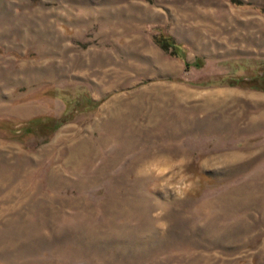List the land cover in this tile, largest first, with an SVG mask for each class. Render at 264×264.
<instances>
[{"label": "rangeland", "instance_id": "374dc122", "mask_svg": "<svg viewBox=\"0 0 264 264\" xmlns=\"http://www.w3.org/2000/svg\"><path fill=\"white\" fill-rule=\"evenodd\" d=\"M0 264H264V0H0Z\"/></svg>", "mask_w": 264, "mask_h": 264}, {"label": "clouds", "instance_id": "9594fccd", "mask_svg": "<svg viewBox=\"0 0 264 264\" xmlns=\"http://www.w3.org/2000/svg\"><path fill=\"white\" fill-rule=\"evenodd\" d=\"M190 163L191 158L187 155L173 156L162 152L143 161L135 174L138 179H158L160 183L156 187L170 190L175 198L183 199L194 186L192 174L187 170ZM165 214L160 208L153 213L158 228H167V223L161 219Z\"/></svg>", "mask_w": 264, "mask_h": 264}]
</instances>
